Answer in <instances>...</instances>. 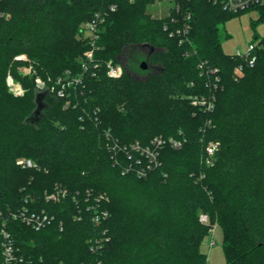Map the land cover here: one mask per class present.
I'll return each instance as SVG.
<instances>
[{
	"label": "trees",
	"instance_id": "obj_1",
	"mask_svg": "<svg viewBox=\"0 0 264 264\" xmlns=\"http://www.w3.org/2000/svg\"><path fill=\"white\" fill-rule=\"evenodd\" d=\"M153 2L0 3L9 15L0 20V211L23 257L14 264H207L203 241L216 226L225 264H264V37L254 36L256 65L236 79L240 61L224 52V26L244 13L181 0L172 17L155 18L148 13ZM112 5L117 10L109 11L95 54L100 68L84 72L82 24ZM252 11L253 25L264 24V5ZM185 15L191 31L181 43L170 33ZM128 47L123 76L110 78L106 64L120 62ZM201 62L219 76L211 113L190 100L212 91L214 77L202 74ZM67 71L82 74V83L66 98L37 89V77L53 86ZM8 74L23 96L9 92ZM156 137L183 147L165 144L148 168L132 146ZM210 141L220 143L213 166L202 161ZM20 158L37 167L18 166ZM56 192L60 199H46ZM24 207L54 220L36 231L10 218ZM1 242L0 235V254Z\"/></svg>",
	"mask_w": 264,
	"mask_h": 264
},
{
	"label": "built area",
	"instance_id": "obj_2",
	"mask_svg": "<svg viewBox=\"0 0 264 264\" xmlns=\"http://www.w3.org/2000/svg\"><path fill=\"white\" fill-rule=\"evenodd\" d=\"M3 0H0V3ZM132 2L135 0H131ZM181 0H154V2L150 6L161 7L164 4H170V7L167 10V14L164 17H172L174 12H179ZM209 2H213L214 4H220L224 10L231 12L233 14L246 13L254 10V8L258 6L264 5V0H208ZM117 10V5H112L109 7V10L102 12H96L93 17L84 22L82 24L81 33L83 38L87 41L89 45V49L85 52L84 58L82 59L81 69L84 72L97 70L100 68V63L96 61L95 54L100 50L98 42L101 38L102 28L106 22V17L110 12H114ZM162 17V18H164ZM190 15H185L183 26L178 27L177 29L171 31L170 36H182L181 43H184L188 40V34L191 31V24L189 23ZM9 15L0 10V20L8 19ZM177 19L172 18L173 23H176ZM165 29H168V26H165ZM259 44L257 42H252L247 45L244 51H238L233 54L236 56L240 63L236 66L234 71V76L236 79L240 78L245 68H252L256 65L258 60L257 51L259 50ZM20 60H26L25 56L18 57ZM107 74L110 78L118 79L121 78L125 72L124 66L120 62H113L112 60L106 64ZM199 69L202 71V74L206 73V75H211L214 77L213 81H209L208 85L212 91L209 95H196L191 96L190 100L193 106L200 107L204 109L206 112H213L216 106V95L215 91L218 90L219 87V76H217V71L209 68L206 62H201L199 65ZM208 69V70H207ZM31 69H28V72ZM50 81V79H49ZM36 87L39 91H48L56 93L59 98H66L68 92L71 93L72 90H76L77 86L82 83V74L74 75L72 72L67 71L64 76L58 78L55 81L53 86H49L46 81L37 77L35 80ZM6 85L8 87L9 92L16 96H23L25 94L24 87L15 79L12 74H8L6 77ZM182 140L169 139L164 140L161 137H156L152 140L151 144L147 147H142L139 144H134L132 149L137 151L142 156H144L148 160V168L153 165H157V160L159 156L160 149L165 144H170L175 149H180L183 147ZM220 149V143L218 141H210L205 146L204 155L202 156V161L207 166H213L215 162V157L217 152ZM17 165L22 168H36V164L29 159L20 158L17 160ZM140 176L146 175V171H139ZM47 200L60 199V192H56L54 194L48 195L46 197ZM106 215V214H105ZM10 218L13 220L20 221L32 229L39 231L44 229L54 220L53 216H50L45 211L40 213L32 212L29 208L24 207L23 210L19 212H11L9 214ZM98 216L94 218L96 222H98ZM0 219L2 221L0 228V235L2 238L1 242V254H0V264H14L21 262L23 257L21 256L19 248L15 245L10 233L7 230V221L4 219L2 212L0 211ZM9 219V218H8ZM200 221L202 223H208L209 218L206 214H201ZM215 227L210 231L211 242L209 241L211 246L216 244L214 239ZM208 241V238H207Z\"/></svg>",
	"mask_w": 264,
	"mask_h": 264
},
{
	"label": "rangeland",
	"instance_id": "obj_3",
	"mask_svg": "<svg viewBox=\"0 0 264 264\" xmlns=\"http://www.w3.org/2000/svg\"><path fill=\"white\" fill-rule=\"evenodd\" d=\"M170 7V4H164L161 7L150 6L148 8V13L155 18H162L167 14V10ZM258 20L257 11H249L239 16H233L227 20L225 24V34L226 36L223 39V49L226 54L232 55L238 51H244L252 42H255L254 36L257 34L260 38L264 37V24L257 23L255 26L253 22ZM145 50V49H144ZM131 57V48L128 47L120 63L127 68V64L130 61ZM145 62V61H144ZM149 69V65H148ZM245 73H242L241 78H243ZM135 79H144L146 77L143 73H135L133 75ZM41 109H43L41 107ZM211 237L204 239L203 241V251L208 256L207 264H225L226 256L223 249V234L220 227H215L214 239L216 244L211 246Z\"/></svg>",
	"mask_w": 264,
	"mask_h": 264
},
{
	"label": "water",
	"instance_id": "obj_4",
	"mask_svg": "<svg viewBox=\"0 0 264 264\" xmlns=\"http://www.w3.org/2000/svg\"><path fill=\"white\" fill-rule=\"evenodd\" d=\"M141 68L143 70H147L148 69V64H147V61L143 62L141 64ZM42 100H43V95H39L38 98H37V101H38V108H41L42 107Z\"/></svg>",
	"mask_w": 264,
	"mask_h": 264
}]
</instances>
